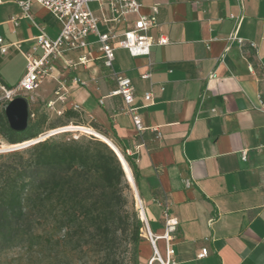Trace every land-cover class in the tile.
<instances>
[{"label":"crops","instance_id":"crops-1","mask_svg":"<svg viewBox=\"0 0 264 264\" xmlns=\"http://www.w3.org/2000/svg\"><path fill=\"white\" fill-rule=\"evenodd\" d=\"M15 1L23 0H0V7L11 6L0 26L9 25L13 37L0 36L6 48L0 59L11 50L25 59L36 25L49 38L60 32L49 11L33 3L25 18ZM140 1L144 14L159 7L158 26L150 35L169 40L153 46L148 56L114 52V71L131 80L141 132L124 113L122 98L109 95L116 83L94 46L64 58L76 62L85 55L86 65L54 62L34 92L48 103L62 87L66 102L55 106L63 112L78 104L80 117L133 161L142 201L156 207L154 199L169 201L178 220L172 242L176 264H264V0ZM230 15L242 18L237 31L242 43L228 39L236 25ZM133 19L129 16L128 23ZM99 29L106 27L100 23ZM147 71L150 79H142ZM145 93H151L152 104L144 101ZM157 209L154 233L161 234ZM203 248L207 255L198 258Z\"/></svg>","mask_w":264,"mask_h":264},{"label":"trees","instance_id":"trees-1","mask_svg":"<svg viewBox=\"0 0 264 264\" xmlns=\"http://www.w3.org/2000/svg\"><path fill=\"white\" fill-rule=\"evenodd\" d=\"M1 86L14 88L3 83ZM62 115L68 122L78 117L72 108ZM46 121L45 112H29L27 128L15 132L0 114V137L10 145L37 139L56 128L44 130ZM90 127L105 136L95 124L90 123ZM65 133L69 132L0 155V252L29 239L34 228L49 226L53 232H63L64 237L77 235L95 241L108 262L118 233H125L128 227L121 214L122 166L112 148L101 140L51 138ZM123 156L137 181L135 164ZM130 226V260L138 264L141 223L135 215Z\"/></svg>","mask_w":264,"mask_h":264},{"label":"built area","instance_id":"built-area-1","mask_svg":"<svg viewBox=\"0 0 264 264\" xmlns=\"http://www.w3.org/2000/svg\"><path fill=\"white\" fill-rule=\"evenodd\" d=\"M90 2L98 5L99 15H95L89 9L88 4ZM15 3L25 18H30L29 12L33 3L46 9L59 23L60 32L55 39H51L45 34L41 26L36 25L38 34L34 38L35 43L24 54L26 61L24 74L13 89L7 90L0 86L5 98L10 101L17 94L20 96L31 95L50 76L54 62L65 60L64 58L68 53L89 52L90 48L94 46L99 53V59L103 66L109 70L110 76L116 83L115 88L109 95L122 98L124 113L130 116L134 129L141 132L144 127L137 112L138 107L133 105L134 90L131 80L114 71V52L116 49H123L132 57L148 56L153 46H166L169 44V40L165 36L153 37L150 35V31L158 26V5H152L149 13L144 14L141 13L142 4L140 0H23L15 1ZM129 16L134 17L130 23L127 21ZM229 18L235 19L236 25L234 32L229 35L228 39L242 43V39L237 38V31L242 18H235L232 15ZM10 22L17 26L18 19L12 17ZM100 23L105 25L106 29L104 31L99 29ZM120 24H125V28L118 30L117 26ZM91 37L94 38L93 41L90 40ZM1 43L2 39L0 38ZM4 53H6V48L0 46V54ZM88 62L89 60L85 55L79 56L76 62L65 60V64L69 67L86 65ZM213 76L211 74L210 77ZM150 77L151 73L148 71L141 75L142 79H150ZM73 82L80 84V81L76 78L73 79ZM143 99L148 104L153 102L151 93H145ZM56 102L61 104L66 102V93L62 87L56 90L55 100L48 102L47 107L54 108ZM71 108L75 112L80 111L78 104L71 105ZM57 113L61 114L62 111L58 110ZM63 129L64 127L45 132L37 139L28 141L25 144L30 145L44 140ZM42 136L44 137L41 139ZM78 138V135L73 134L67 140H77ZM242 158H246L245 151L242 152ZM153 203L160 209V217L163 222L161 234H155L152 231L145 212V203L140 199L139 204H137L142 223L141 231L144 238L148 240L151 250L146 264H176L172 242L177 232L178 220L171 214L170 204L166 198L154 199ZM159 242L163 243L162 251L158 247ZM206 255L207 249L203 248L197 257L203 258Z\"/></svg>","mask_w":264,"mask_h":264},{"label":"rangeland","instance_id":"rangeland-1","mask_svg":"<svg viewBox=\"0 0 264 264\" xmlns=\"http://www.w3.org/2000/svg\"><path fill=\"white\" fill-rule=\"evenodd\" d=\"M88 7L94 14L98 12V5L96 3L90 2ZM10 8V5L0 7V20L6 16ZM0 36L6 41L11 40L13 38L11 34V27L9 25L0 26ZM50 37L52 39L55 38V36ZM25 65L26 62L23 56L14 50L10 51L9 56L0 59V86L3 83L8 87H15L24 74ZM15 97H24L26 99L29 112H33L34 114H40L43 112L46 113L47 121L44 125V130H48L50 127L57 128L60 127V125L66 123L68 126L81 127L79 125H71V123H76L81 124L82 127L90 128V124L80 117L78 112V117L68 122L62 113H57L59 107L55 106L54 108H48L46 100L42 98L38 92H34L28 96H20L17 94ZM8 102L9 101L5 98V94L0 88V114L4 115V109ZM68 132L69 133L59 134L51 138L67 140V138L71 137L73 134H76L79 136V139L88 140L89 137L97 139L95 136L82 132L80 128L78 131ZM23 143L25 144L26 142ZM23 143H20V145ZM15 145L19 146L18 144L10 145L2 137H0V155L7 154L13 150H20L27 146L24 145L22 147H18L17 149L12 148L13 146L16 147ZM123 174L124 178L121 193L124 199V204L121 209V214L124 216L128 227L125 233H118L115 245L109 253L110 259L108 262L105 259L106 253L104 251H98L95 241L90 239L85 240L77 235L64 237L63 232H53L49 226H44L34 228L29 239L9 249L1 251L0 264H131L130 259L132 247L129 243L131 232L130 223L132 222L133 215L136 216L140 223L141 220L139 217V209L133 189L125 177L124 170ZM139 198L141 199L142 197L139 195ZM145 212L149 220L150 227L152 231L155 232V222L158 221L159 216L158 209L152 204L145 203ZM150 214H152V216H150ZM141 229L142 228L139 230L140 242L138 244L137 261L138 264H146V255L149 254L147 245H149V243L148 240L144 238V234ZM37 235L38 237L35 238ZM162 245V242L158 243L160 250L162 249Z\"/></svg>","mask_w":264,"mask_h":264},{"label":"water","instance_id":"water-1","mask_svg":"<svg viewBox=\"0 0 264 264\" xmlns=\"http://www.w3.org/2000/svg\"><path fill=\"white\" fill-rule=\"evenodd\" d=\"M4 116L11 130L15 132L24 131L27 128L29 120V109L26 99L24 97H15L10 100L4 109ZM24 145L28 144H22L12 148L17 149Z\"/></svg>","mask_w":264,"mask_h":264},{"label":"bare ground","instance_id":"bare-ground-1","mask_svg":"<svg viewBox=\"0 0 264 264\" xmlns=\"http://www.w3.org/2000/svg\"><path fill=\"white\" fill-rule=\"evenodd\" d=\"M60 131H78V127L76 126H68V127H64L63 130H59L57 132H60ZM82 132H85L87 134H90L92 136H95L97 139L101 140L102 142L106 143L108 146H110V148H112V150L117 154L119 160H120V163H121V166H122V169L124 170L125 172V177L126 179L128 180V182L130 183L132 189H133V192H134V195H135V198H136V201H137V204H139V196H138V193L136 191V188H135V185H134V181H133V177H132V174H131V170L129 168V166L127 165V163L125 162L124 158L122 155H120L119 151L116 149V147L110 143V141H108L105 137H103L101 134L97 133L96 131L90 129V128H82L81 129ZM56 132V133H57ZM44 136L40 137L41 139L43 138ZM20 145V144H18ZM17 146V145H15ZM10 147V146H9ZM14 147V146H13Z\"/></svg>","mask_w":264,"mask_h":264}]
</instances>
